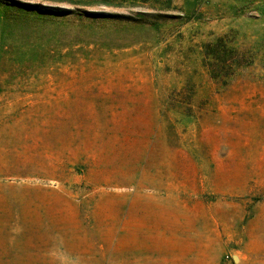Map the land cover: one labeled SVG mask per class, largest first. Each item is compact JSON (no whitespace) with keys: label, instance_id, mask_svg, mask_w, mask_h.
<instances>
[{"label":"rangeland","instance_id":"rangeland-1","mask_svg":"<svg viewBox=\"0 0 264 264\" xmlns=\"http://www.w3.org/2000/svg\"><path fill=\"white\" fill-rule=\"evenodd\" d=\"M0 264H264V0H0Z\"/></svg>","mask_w":264,"mask_h":264},{"label":"trees","instance_id":"trees-1","mask_svg":"<svg viewBox=\"0 0 264 264\" xmlns=\"http://www.w3.org/2000/svg\"><path fill=\"white\" fill-rule=\"evenodd\" d=\"M143 15H145V14H143ZM139 18L142 19L143 17H139ZM220 41H221L220 39L217 40V42H219V43H220ZM212 45L207 44V45H205V48L208 46V49H209L212 47ZM216 45L218 47L217 43L214 44V46H216ZM208 49L206 48V53H208ZM227 52H228V49H226L224 51L223 50L222 51H209L213 60L218 64L226 63L227 61H233L232 56H230Z\"/></svg>","mask_w":264,"mask_h":264}]
</instances>
